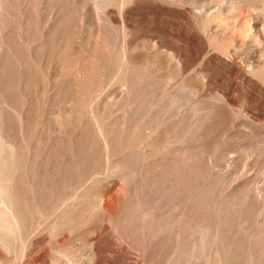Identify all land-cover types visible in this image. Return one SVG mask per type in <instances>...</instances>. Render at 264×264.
Here are the masks:
<instances>
[{"label":"bare ground","instance_id":"6f19581e","mask_svg":"<svg viewBox=\"0 0 264 264\" xmlns=\"http://www.w3.org/2000/svg\"><path fill=\"white\" fill-rule=\"evenodd\" d=\"M0 264H264V0H0Z\"/></svg>","mask_w":264,"mask_h":264},{"label":"rangeland","instance_id":"374dc122","mask_svg":"<svg viewBox=\"0 0 264 264\" xmlns=\"http://www.w3.org/2000/svg\"><path fill=\"white\" fill-rule=\"evenodd\" d=\"M14 1H15V0H14ZM162 5H164V6H166V7H170V8H176V7H177V6H173V5L167 4V3H163ZM172 6H173V7H172ZM177 9H179V8L177 7ZM180 9H187V7H181ZM10 13H11V14H12V13H13V14L17 13L16 8L11 7V8H10ZM185 21H186V20H185ZM186 22H187V21H186ZM157 55H158V56L156 57V55H154V54H150V55H149V59H150V58H151V60L154 59V60H153L154 62L157 60V61L155 62V64L157 65V63H158V65L162 68V69H161V68L159 67V68H160L159 71H160V70L162 71V73L160 72L161 74L169 73L167 70H164V69L167 68L169 65L171 66V68H173L172 65L168 63V62H169L168 57L165 56V55L162 54V53H157ZM154 56H155V57H154ZM163 56H165L166 59H168V62L165 63V57H163ZM152 57H153V58H152ZM163 59H164V60H163ZM161 60H162L163 62H162ZM164 63H165V64H164ZM161 64H162V65H161ZM166 64H168V66H167ZM166 66H167V67H166ZM174 66H175V65H174ZM163 68H164V69H163ZM169 68H170V67H168L167 69H168L170 72H173V69H171V68L169 69ZM174 69H175V67H174ZM175 70H176V71H174L173 74H174L175 72L178 74V72H177V68H176ZM164 71H167V72H164ZM163 72H164V73H163ZM174 76H176V77H175V80H177V77H178V78L182 77L181 74H180V76L174 74ZM188 81H189V80H188ZM187 83H189V84H193V85H196V86L198 87V89H199V95L202 96V98H205L206 96H209L208 94H210V93H211L212 95L215 94V91H212V92L209 91V93H208V89H209V90H212V89H210L208 86H203V87H202L201 83H199V82L192 81V83H191V81H190V82H187ZM207 87H208V89H206ZM204 89H205V90H204ZM206 93H208V94H206ZM213 93H214V94H213ZM201 94H203V95H201ZM205 95H206V96H205ZM240 99H241V98H240ZM240 99H239V100H240ZM239 100L237 101L239 104L235 103L236 106L234 105V106L236 107L235 110L238 109V108H237L238 106L240 107L239 110H242V108H243V105L241 106V104H243V100H242V99H241V101H239ZM57 105H58V104H57ZM223 109H227V108L224 107ZM183 110H184V111H183L184 113H187V112H186V111H187V108H186V107H183ZM243 119H244V120H243ZM240 121L243 122V121H247V120H246V118H241ZM243 123H247V122H243ZM247 126H248V127H252V125H250L249 123L247 124ZM211 127H212V126H211ZM212 128H213V127H212ZM212 130H213V129H212ZM214 135H215V133L212 131V134H211L210 137L206 140V142L208 141V143H210V141H211V139L214 137ZM244 137H245V136H244ZM212 140H213V139H212ZM245 146H246V143H245L244 145H242V147H243L244 149H242V147H241V148H239V150H238V152H237V154H238V158H239V159H238V162H237V167L239 168V165H241V166H240L241 169L239 168V169L241 170V172L239 171V169H237V170H238V172H240V173L246 172V168H245L246 166L243 165V164H246V163H244V162H246V160H245V158H246V152H245V151H247L246 148H247L248 146H246V147H245ZM248 149H249V148H248ZM220 150H221V148L219 149V151H220ZM242 150H243V152H242ZM240 152H241V153H240ZM216 153H218V152L216 151ZM239 153H240V154H239ZM242 154H245V156L241 157ZM240 155H241V156H240ZM239 156H240L241 158H240ZM240 159H241L242 161H241L240 164H239ZM244 160H245V161H244ZM243 161H244V162H243ZM242 168H245V170H243ZM238 197H240V195H235V196H234L235 199H238ZM251 213H252V212H251ZM251 213H250V215H252L253 217H250V218H252V220H253L254 215L251 214ZM252 220H251V219L249 220V222L251 221L250 224L248 223L249 225H251V224L253 223Z\"/></svg>","mask_w":264,"mask_h":264}]
</instances>
